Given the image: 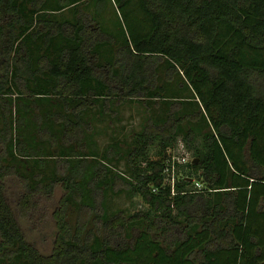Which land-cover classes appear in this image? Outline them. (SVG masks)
Instances as JSON below:
<instances>
[{"label":"trees","instance_id":"16d2710c","mask_svg":"<svg viewBox=\"0 0 264 264\" xmlns=\"http://www.w3.org/2000/svg\"><path fill=\"white\" fill-rule=\"evenodd\" d=\"M89 1L0 0V264H264V0H115L149 22L128 35ZM114 97L166 109L100 150ZM57 185L43 254L20 220Z\"/></svg>","mask_w":264,"mask_h":264},{"label":"rangeland","instance_id":"374dc122","mask_svg":"<svg viewBox=\"0 0 264 264\" xmlns=\"http://www.w3.org/2000/svg\"><path fill=\"white\" fill-rule=\"evenodd\" d=\"M92 5L97 6V11L100 13V19L103 21L109 30L117 33L122 26L128 35V23L137 25L140 28H148V20L146 14L138 6L136 1L126 7L120 8L119 4L115 0H90ZM126 17L128 18L126 20ZM113 105L116 113L111 114L113 122L108 125V117L103 118L102 121H95L99 132L94 136L97 144L100 148H104L111 142H120L122 147L127 146L130 143L132 135L137 131L144 119L148 114L157 116L161 111L166 109V104L162 103V100L156 98H123L117 99L114 97ZM119 100V101H117ZM190 107V106H187ZM154 148L151 150L153 153ZM171 152V151H169ZM175 154L176 159L183 157L185 159L192 160L193 154L191 149L187 148L182 140H179L176 149L171 152ZM115 170L125 173V167L123 161H114L111 163ZM165 182L171 181L166 177ZM20 187L18 181L14 177H9L6 181L7 194L10 198L13 197L16 190ZM63 195V190L60 185L55 187L54 195L51 199H40L38 210L42 212L38 218V213L33 215L32 220L21 219L22 227L25 231L26 238L32 242L37 249L43 254H49L53 247L54 238L56 235V225L53 219L55 209L59 207L60 200ZM111 209L124 208L127 211H131L134 208H142L138 198L130 200L125 196L113 197L109 201ZM76 216V212L72 207H68L66 210V218L72 225Z\"/></svg>","mask_w":264,"mask_h":264},{"label":"built area","instance_id":"2783aa9c","mask_svg":"<svg viewBox=\"0 0 264 264\" xmlns=\"http://www.w3.org/2000/svg\"><path fill=\"white\" fill-rule=\"evenodd\" d=\"M168 151H171V150H168ZM172 152V151H171ZM175 155V154H174ZM173 154H171V170H170V176H171V180H173V178H174V174H175V169H174V165H175V162H178V163H180V164H183V163H186V162H188V160L187 159H185V158H181V160L180 159H176L175 157L176 156H174ZM190 161V160H189ZM166 172H168V170H166ZM195 185L199 188V187H201V183L200 182H196L195 183Z\"/></svg>","mask_w":264,"mask_h":264}]
</instances>
